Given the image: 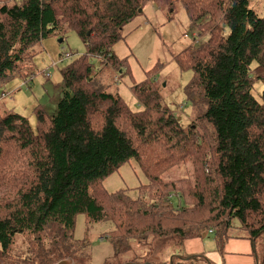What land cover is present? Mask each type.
Returning a JSON list of instances; mask_svg holds the SVG:
<instances>
[{"label": "trees", "instance_id": "1", "mask_svg": "<svg viewBox=\"0 0 264 264\" xmlns=\"http://www.w3.org/2000/svg\"><path fill=\"white\" fill-rule=\"evenodd\" d=\"M148 4L167 13L179 4L196 31L194 43L173 56L191 72L184 124L162 103L155 69L129 88L141 104L136 111L97 75L96 61L117 77L129 72L113 47ZM262 11L248 0H0V88L51 33L73 31L85 47L52 62L69 60L55 100L48 94L33 108L34 124L0 105V264L79 260V217L81 230L102 226L100 236L119 251L211 230L222 253L233 221L244 238L264 244ZM257 81L261 100L252 93ZM130 160L146 182L135 196L129 188L109 191L105 180Z\"/></svg>", "mask_w": 264, "mask_h": 264}, {"label": "rangeland", "instance_id": "2", "mask_svg": "<svg viewBox=\"0 0 264 264\" xmlns=\"http://www.w3.org/2000/svg\"><path fill=\"white\" fill-rule=\"evenodd\" d=\"M248 1L250 7L264 12L263 0ZM121 33L124 39L118 41L113 50L117 57L127 59L129 72L122 68L117 77L110 67L104 64L99 66L96 61L95 68L98 78L112 92L116 91L129 107L136 111L141 107V104L132 95L129 88L144 80L147 71L155 69L154 78L161 87L162 103L182 118V124L188 122L187 119L192 114V107L185 99L184 87L191 77V72L190 70L182 71L173 56L194 43L196 31L189 26L182 7L176 4L174 10L171 9L167 13L157 5L148 4L144 7L142 14L123 26ZM62 51L80 54L85 51V47L80 37L73 31H68L66 34L57 32L49 34L40 43L33 46L27 53V57L20 62L19 76L14 77L0 88V94L5 90L8 92V95L1 98L0 105L21 112L30 119L31 124H34L33 108L39 103H48V94L54 93L52 100H55L59 92L61 84L59 69L69 60H63L55 66L52 65V62H58ZM47 70L50 74L49 78L44 77ZM21 82H26V84ZM261 91L262 84L257 81L252 90L257 100H261ZM145 182L146 179L136 163L130 160L105 180V187L109 191L129 188L131 194L135 196V188ZM170 197L178 199V195L175 193H172ZM80 220H82L81 217L77 220L74 237L76 239L84 237L85 242H83V247L79 245L77 254L79 260L73 258L76 264H103L106 260L115 264L133 260L142 262L144 256L148 253L150 256L157 246L159 247L158 256L162 262L171 259L173 264H209L208 262L223 264L221 256L224 254L219 257L220 253L211 234L202 240L204 252L192 254L200 256L197 258H191L192 255L183 256L184 241L177 238L158 241L153 250L150 248L151 242L141 240L142 242H130L128 244L130 249L119 251L118 246L114 248L112 242L100 236L102 231H105L102 226L97 225L98 228L81 230L78 227ZM238 225L237 221H233L230 231L231 238L243 237ZM254 250V264H257L264 255V244L261 238L256 240ZM224 264L230 263L226 261Z\"/></svg>", "mask_w": 264, "mask_h": 264}, {"label": "crops", "instance_id": "3", "mask_svg": "<svg viewBox=\"0 0 264 264\" xmlns=\"http://www.w3.org/2000/svg\"><path fill=\"white\" fill-rule=\"evenodd\" d=\"M208 235V231H205L200 237L184 240V253L182 255L202 254L204 252V243L202 240ZM222 254L224 255L221 256ZM220 256L223 264L226 261L230 264H254V243L244 237H230L224 246L223 252L219 254Z\"/></svg>", "mask_w": 264, "mask_h": 264}, {"label": "water", "instance_id": "4", "mask_svg": "<svg viewBox=\"0 0 264 264\" xmlns=\"http://www.w3.org/2000/svg\"><path fill=\"white\" fill-rule=\"evenodd\" d=\"M141 12V10H139ZM159 247L157 246L150 256L146 258L145 261L142 262H134V261H127L120 264H173L172 260H168L167 262H162L160 260V257L158 256ZM53 264H76V262L73 260L72 257H66L64 259H61Z\"/></svg>", "mask_w": 264, "mask_h": 264}, {"label": "built area", "instance_id": "5", "mask_svg": "<svg viewBox=\"0 0 264 264\" xmlns=\"http://www.w3.org/2000/svg\"><path fill=\"white\" fill-rule=\"evenodd\" d=\"M62 56L64 57L65 55L64 54H62ZM208 232H212L211 230H209Z\"/></svg>", "mask_w": 264, "mask_h": 264}]
</instances>
